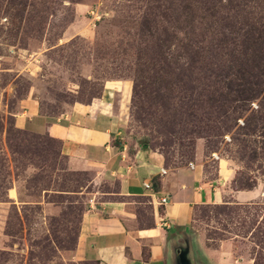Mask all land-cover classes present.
<instances>
[{
    "label": "rangeland",
    "instance_id": "1",
    "mask_svg": "<svg viewBox=\"0 0 264 264\" xmlns=\"http://www.w3.org/2000/svg\"><path fill=\"white\" fill-rule=\"evenodd\" d=\"M204 7L208 32L200 42L206 27L183 28L179 0H0V264H81L70 253L85 205L115 188L68 170L57 140L15 129L19 99L32 94L56 116L113 81L125 86L132 144L145 143L170 166L193 161L201 145L205 157L216 153L238 165L233 188L249 183L263 192L253 205L195 207L196 264H264V137L242 133L248 113L221 137L193 131L207 109L194 79L211 74L222 36L238 43L241 22L262 20L264 6L208 0ZM250 147L256 160L248 158Z\"/></svg>",
    "mask_w": 264,
    "mask_h": 264
},
{
    "label": "crops",
    "instance_id": "2",
    "mask_svg": "<svg viewBox=\"0 0 264 264\" xmlns=\"http://www.w3.org/2000/svg\"><path fill=\"white\" fill-rule=\"evenodd\" d=\"M109 83L98 97L75 102L56 116L43 112L38 99L27 94L19 99L13 124L57 140L68 170L88 171L92 181L115 184L99 191L98 200L93 194L87 201L72 261L178 264L188 242L199 248L191 231L196 206L249 204L263 192L233 188L238 165L227 157H205L201 145L193 161L170 166L163 154L132 144L125 132V86ZM162 197L165 204L159 203ZM190 251L184 252L189 256Z\"/></svg>",
    "mask_w": 264,
    "mask_h": 264
},
{
    "label": "trees",
    "instance_id": "3",
    "mask_svg": "<svg viewBox=\"0 0 264 264\" xmlns=\"http://www.w3.org/2000/svg\"><path fill=\"white\" fill-rule=\"evenodd\" d=\"M207 2L208 0H198L195 3L193 0H179L182 14L180 20L184 22L185 26L183 28H189L190 32L193 33L194 29L192 27L195 24L206 27L207 16L204 12L206 10L204 6ZM261 4L264 6V0H261ZM196 10H199L200 13L197 14ZM238 14L240 13H234L233 17L237 19ZM263 20L264 17L260 21L256 19L255 24L250 23L249 25L241 22L238 43L233 41L232 38L222 36V41L220 39L222 44L219 47L222 53L219 60L209 63L208 68L212 70L211 74L194 79L198 83L196 90L200 96V103L207 108L203 111L204 115L197 117L194 124L193 131L197 132L199 137H221L224 130L227 131L236 125L237 119L246 113L248 114L242 120L243 126L240 127L242 133L247 135L258 131V135L264 137ZM222 25L226 31L232 32V27L228 21H225ZM207 32V27L200 31V42L206 41ZM194 53H197V51H194ZM200 61L196 60L198 63ZM202 68L204 67L202 66ZM211 114L213 115L211 116ZM13 127L18 129L14 124ZM243 141V147H248L246 140L243 139ZM141 146L147 148L145 143H142ZM248 158L249 160L259 158V152L255 147H250ZM251 188H253V185L245 183L237 189ZM257 201L249 204H234L253 205Z\"/></svg>",
    "mask_w": 264,
    "mask_h": 264
},
{
    "label": "water",
    "instance_id": "4",
    "mask_svg": "<svg viewBox=\"0 0 264 264\" xmlns=\"http://www.w3.org/2000/svg\"><path fill=\"white\" fill-rule=\"evenodd\" d=\"M189 244V245H188ZM187 244V248H185V252L187 253L189 250H191L190 252L193 254V245H192V242L190 244V242H188ZM183 250H181V254L179 255V259H178V264H196L195 262L192 263V257L193 255H187L185 254ZM195 261V260H194Z\"/></svg>",
    "mask_w": 264,
    "mask_h": 264
},
{
    "label": "built area",
    "instance_id": "5",
    "mask_svg": "<svg viewBox=\"0 0 264 264\" xmlns=\"http://www.w3.org/2000/svg\"><path fill=\"white\" fill-rule=\"evenodd\" d=\"M212 156L215 158H218V155L216 153H212ZM162 172H164V170H162ZM146 187H150L149 184H145ZM167 202V198L166 197H162L159 201L160 204H165Z\"/></svg>",
    "mask_w": 264,
    "mask_h": 264
}]
</instances>
